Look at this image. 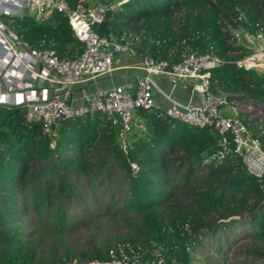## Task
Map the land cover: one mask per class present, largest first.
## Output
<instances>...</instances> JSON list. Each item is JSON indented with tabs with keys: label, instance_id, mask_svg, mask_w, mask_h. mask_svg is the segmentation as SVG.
Returning <instances> with one entry per match:
<instances>
[{
	"label": "trees",
	"instance_id": "trees-1",
	"mask_svg": "<svg viewBox=\"0 0 264 264\" xmlns=\"http://www.w3.org/2000/svg\"><path fill=\"white\" fill-rule=\"evenodd\" d=\"M3 15L30 46L65 57L81 48L59 11ZM257 23L264 26V0H122L92 26L115 37L138 32L140 55L173 61L192 50L215 53L221 61L210 69V91L261 109L264 70L237 66L233 50L241 45L222 30L254 31ZM136 113L144 126H134L122 148L117 125L100 111L45 132L24 117L22 103H0V264H228L241 232L252 241L251 264H264V176L245 169L229 135L221 143L216 130L162 107ZM238 113L264 137L263 122ZM82 228L85 236L70 242ZM206 236L210 255L197 251Z\"/></svg>",
	"mask_w": 264,
	"mask_h": 264
},
{
	"label": "built area",
	"instance_id": "built-area-1",
	"mask_svg": "<svg viewBox=\"0 0 264 264\" xmlns=\"http://www.w3.org/2000/svg\"><path fill=\"white\" fill-rule=\"evenodd\" d=\"M121 1L95 4L91 0H78L75 5H70L67 0H18L17 6L5 5L0 8V14L29 13L36 18L53 10L59 11L66 17L73 35L81 43L76 55L58 56L51 46H30L21 34L0 18V42L9 54L5 61L0 60V80L4 82L8 93H12L14 81H21L28 76H35L38 82L47 81L51 84L48 89L43 88L41 94L27 87L18 97L6 99L4 103H22L24 117L39 121L45 132H50L56 122L69 116L100 111L112 124L117 125L118 141L124 148L129 131L134 126H144L136 109L158 107L152 94L151 75L163 74L171 84L190 78L193 80L194 100L185 104L171 102L163 107L164 112L198 126L211 127L220 133L221 143H225L229 135L232 148L240 155L245 169L259 177L264 176V137L251 131L239 115L233 100H228L224 92L213 93L209 89L210 69L221 58L210 51L194 50L183 54L178 60L154 58L137 53L135 44L139 39L138 32L126 28L119 37L98 33L92 26L93 22ZM235 8L238 9L237 6ZM241 16L242 12L238 11L237 18ZM256 25L254 31L243 29L240 24H226L222 30L228 33L227 40L233 44H238L240 39L250 43L245 52L234 57L237 66L264 70V26L261 23ZM118 53L139 56V67L143 74L136 77L134 84L95 87L72 102L73 87L108 72L113 57ZM35 60L41 64L38 71L33 67ZM222 107L229 112H222Z\"/></svg>",
	"mask_w": 264,
	"mask_h": 264
},
{
	"label": "crops",
	"instance_id": "crops-1",
	"mask_svg": "<svg viewBox=\"0 0 264 264\" xmlns=\"http://www.w3.org/2000/svg\"><path fill=\"white\" fill-rule=\"evenodd\" d=\"M18 0H0V8L7 5L17 6ZM5 14V13H4ZM8 52L4 45L0 42V60L5 61L8 58ZM33 67L38 71L41 64L35 60ZM143 74V70L139 67V56L130 53H118L113 57L111 69L94 79H89L78 83L72 90V102L79 100V98L86 92H90L95 87L107 88L116 84H134L137 76ZM14 80V79H13ZM152 80V94L155 103L158 107H165L171 102H178L185 104L191 102L195 98L193 89V80L190 78H183L175 84H171L168 78L163 74L151 75ZM12 93H8V89L2 80H0V103H4L6 99H15L18 97L23 89L32 87L34 92L42 93L43 88L48 89L51 85L47 81L38 82L35 76H28L21 79V81H14ZM35 87V88H34Z\"/></svg>",
	"mask_w": 264,
	"mask_h": 264
},
{
	"label": "rangeland",
	"instance_id": "rangeland-1",
	"mask_svg": "<svg viewBox=\"0 0 264 264\" xmlns=\"http://www.w3.org/2000/svg\"><path fill=\"white\" fill-rule=\"evenodd\" d=\"M3 21H6L7 16L3 15L1 16ZM238 44L242 45L241 49L238 51H234V55H239L243 52H245L248 48L250 43L248 41H245L243 39H240L239 42H237ZM246 100H233V102L235 103L236 107L239 109H243L244 111H248L249 112V116L250 117H255L259 122H263L264 125V104L262 106L261 109H256L255 107H250L247 105V102H245ZM222 112H229L228 109L222 107L221 108ZM110 227V228H109ZM109 227H107V230L110 231L111 233L114 232V225H109ZM245 232V231H244ZM85 229L82 228L79 232H72L69 236H68V240L70 242L76 241V240H80L85 236ZM235 234H230V236H234ZM239 235H242V238L238 239L237 242L235 244H232V248H231V259L229 261L228 264H251L252 261H250V259L252 258L250 253L246 252L247 247L251 246V238L249 237V235H245L243 232H241ZM212 239V238H211ZM203 243L204 245H199V247L197 248V251L199 252H208V254L210 255L211 251L207 250V247L205 246V244L210 243V239L208 238V236H206V238L204 237L203 239ZM225 242L224 238L220 237L219 239V243L221 245H223ZM211 246V245H210ZM116 261V260H114ZM261 260L257 259L255 262H260ZM117 262V261H116ZM72 264V263H69ZM84 264H91L89 263H84ZM161 264L162 261H161Z\"/></svg>",
	"mask_w": 264,
	"mask_h": 264
},
{
	"label": "water",
	"instance_id": "water-1",
	"mask_svg": "<svg viewBox=\"0 0 264 264\" xmlns=\"http://www.w3.org/2000/svg\"><path fill=\"white\" fill-rule=\"evenodd\" d=\"M35 88V87H34Z\"/></svg>",
	"mask_w": 264,
	"mask_h": 264
}]
</instances>
